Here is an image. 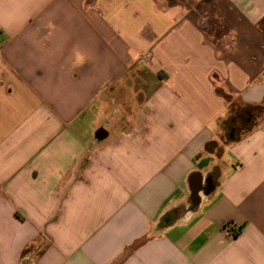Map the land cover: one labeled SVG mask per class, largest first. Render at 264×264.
<instances>
[{
  "label": "crops",
  "instance_id": "crops-1",
  "mask_svg": "<svg viewBox=\"0 0 264 264\" xmlns=\"http://www.w3.org/2000/svg\"><path fill=\"white\" fill-rule=\"evenodd\" d=\"M0 264H264V0H0Z\"/></svg>",
  "mask_w": 264,
  "mask_h": 264
},
{
  "label": "rangeland",
  "instance_id": "rangeland-1",
  "mask_svg": "<svg viewBox=\"0 0 264 264\" xmlns=\"http://www.w3.org/2000/svg\"><path fill=\"white\" fill-rule=\"evenodd\" d=\"M137 89H138V87H137ZM136 97H138V95H137ZM137 99H138V98H137Z\"/></svg>",
  "mask_w": 264,
  "mask_h": 264
}]
</instances>
